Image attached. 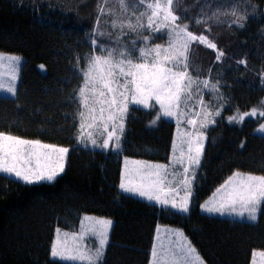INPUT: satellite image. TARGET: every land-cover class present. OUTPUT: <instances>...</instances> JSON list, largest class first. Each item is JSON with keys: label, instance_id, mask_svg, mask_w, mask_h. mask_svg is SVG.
I'll list each match as a JSON object with an SVG mask.
<instances>
[{"label": "trees", "instance_id": "trees-1", "mask_svg": "<svg viewBox=\"0 0 264 264\" xmlns=\"http://www.w3.org/2000/svg\"><path fill=\"white\" fill-rule=\"evenodd\" d=\"M210 2L209 14L217 4L227 7L232 0ZM102 4L104 0H0V51L24 57L18 95L0 96V131L70 149L67 168L54 182L26 184L0 173V264H72L53 260L50 248L57 227L76 230L85 214L115 220L101 264H150L159 224L181 228L207 264H252L254 250H264V212L250 222L209 215L201 205L237 170L264 175V135L256 133L263 119L243 124L227 120L237 110L264 106V0H241L239 12L248 16L243 29L229 27L232 16H221L223 23L208 21L210 32L204 24L185 20L190 31L207 35L225 53L217 62L212 49L191 48L195 70H189L200 79L219 80L225 103L207 130L187 214L163 212L119 188L124 157L159 163L171 157L176 124L162 118L150 125L157 109L131 107L119 154L77 142L81 107L74 97L82 84L77 57L83 67V58L92 52L90 38ZM105 6L115 16H101L99 30L112 38L97 39L111 45L120 30L110 21L131 13L123 14L117 0H107ZM203 6L204 0H177L173 5L177 15L192 17L200 16ZM155 42L166 44L167 37ZM209 99L205 91V102Z\"/></svg>", "mask_w": 264, "mask_h": 264}, {"label": "snow or ice", "instance_id": "snow-or-ice-1", "mask_svg": "<svg viewBox=\"0 0 264 264\" xmlns=\"http://www.w3.org/2000/svg\"><path fill=\"white\" fill-rule=\"evenodd\" d=\"M176 2L117 0L120 11L131 15L110 21L113 29L120 30L111 45L100 42L97 37L112 38L111 33L100 31L99 25L101 16H115V12L106 8L107 0L98 8L99 15L90 38L92 52L83 58V67H79L81 58L77 57L82 84L78 97H74L81 107L77 113L76 139L84 147L110 149L119 154L130 105L143 109H155L158 105L150 125L162 118L176 120L177 135L172 142L171 158L167 164L125 158L119 188L124 193L154 202L163 212L188 213L194 195L193 183L207 140L204 130L216 123L215 118L221 116L225 103L219 92V80L193 75L191 48L195 44L212 49L217 62L225 53L207 35L190 31V24L185 20L193 25L204 24L205 31L210 32L208 21L223 23L221 16H232L234 19L229 27L235 25L243 29L248 16L239 12L241 0H232L227 7L217 4L210 14L206 9L212 6L211 2L204 0L198 17L177 15L173 7ZM130 34H135L136 39H122ZM164 37H167L166 44L154 43ZM137 41L142 46H138ZM20 59L0 54V92L11 97L17 96ZM239 63L246 65L244 60ZM40 68L44 70L43 65ZM205 91L210 94L208 102L204 100ZM213 99L216 104L212 103ZM257 115L264 117V110L253 108L243 114L237 110V114L228 117V122L242 124L245 117ZM257 131L264 133V123H260ZM68 152L67 147L26 140L0 131V173L26 184L53 181L63 172ZM201 208L208 213L256 222L264 212V175L233 172ZM111 225L110 219L85 215L76 230L64 231L57 227L50 248L51 258L72 264H101ZM160 231L158 227L159 243L153 245L150 264H204L182 231L164 229L176 237L167 246L160 241ZM90 237L98 239V246L86 244V238ZM252 256V264H264V251H254Z\"/></svg>", "mask_w": 264, "mask_h": 264}, {"label": "rangeland", "instance_id": "rangeland-1", "mask_svg": "<svg viewBox=\"0 0 264 264\" xmlns=\"http://www.w3.org/2000/svg\"><path fill=\"white\" fill-rule=\"evenodd\" d=\"M154 43H159V42H155L154 41ZM159 44H162V43H159ZM0 54H3V55H15V56H18V57H20L21 59H20V67H19V70H18V79H17V81H16V87H17V95H18V90H19V85H20V79H21V72H22V67H23V64H24V57H23V55H21V54H17V53H9V52H2V51H0ZM41 65H43V64H41ZM40 65V66H41ZM39 66V67H40ZM44 66V70H41V68H40V70L42 71V72H44V73H46V70H47V67L45 66V65H43ZM0 96H7V97H11L9 94H7V93H3V92H0ZM131 107H134V106H131L130 105V107H129V111H130V109H131ZM142 107V106H141ZM158 108H159V106L157 105L156 106V108L155 109H157V111H158ZM256 109H258V110H264V106H256L255 107ZM250 112V111H249ZM240 114H243V113H245V112H239ZM129 114V113H128ZM234 114H237V112L236 113H233V114H231V115H228L227 116V120H228V117H230V116H232V115H234ZM127 117H128V115H127ZM127 117L125 118V129H124V133H125V130H126V121H127ZM218 117H216L215 119H217ZM251 118H258L259 120L260 119H263L260 123H264V117H260L259 115H257L256 117H245V119H244V122L246 121V120H248V119H251ZM165 119V118H164ZM168 120H171V121H173V122H175V124H176V120L174 119V118H167ZM159 122V121H158ZM157 122V123H158ZM243 122V123H244ZM242 123V124H243ZM232 124H237V123H232ZM157 124H155V125H153V126H156ZM214 125V124H213ZM260 125V124H259ZM259 125H258V127H257V129L259 128ZM210 126H212V125H209V127ZM187 127H191V126H187ZM208 127V128H209ZM208 128L207 129H205L204 131H205V134H206V136H207V130H208ZM257 129H256V133L257 134H260V135H264V133H261V132H259V131H257ZM9 134H11V133H9ZM11 135H14V136H17V137H20V138H22V139H26V140H39V139H34V138H25V137H22V136H18V135H15V134H11ZM176 135H177V125H176V129H175V136H174V139L176 138ZM123 137H124V134H123ZM123 137H122V140H123ZM42 143H45V144H52V145H56V146H58V147H67V148H69L68 146H64V145H60V144H56V143H50V142H45V141H42V140H40ZM207 141V140H206ZM206 141H205V144H204V151H203V155H202V158H201V164H202V161H203V156H204V152H205V148H206ZM90 148H93V147H91V146H89ZM94 149H100V150H105V149H101V148H94ZM69 151H70V149H69ZM106 151H111L110 149L109 150H106ZM68 156H69V152L67 153V155H66V158H65V162H64V170H63V172H60L57 176H56V178L53 180V181H41V182H38V183H43V182H54L59 176H61L64 172H65V170H66V168H67V162H68ZM125 158H128L129 160H142V161H148V162H151V163H159V162H153V161H150V160H145V159H137V158H132V157H124L123 158V168H122V173H123V170H124V160H125ZM168 162H165V163H160V164H167ZM201 164H200V166H201ZM200 168V167H199ZM198 170L199 169H197V173H198ZM241 172H243V173H251V172H244V171H241ZM197 173H196V179H197ZM2 174V173H1ZM252 174H254V173H252ZM5 175V174H4ZM255 175H259V174H255ZM231 176V175H230ZM13 178V177H12ZM196 179H195V181H194V183H193V192H194V190H195V182H196ZM34 184H37V183H34ZM127 194H129V193H127ZM130 195H133V194H130ZM133 196H135V197H138V198H140V199H142V200H145V201H148L146 198H143V197H139V196H137V195H133ZM212 196H213V194L206 200V201H209L211 198H212ZM193 197H194V195H193ZM193 197H192V200H193ZM192 200H191V202H190V205H189V208H190V210H191V206H192ZM205 201V202H206ZM149 202V201H148ZM204 202V203H205ZM150 203H153L154 204V202H150ZM203 203V204H204ZM202 204V205H203ZM158 206V205H157ZM190 210H189V212H190ZM204 213H207V214H209V215H217V216H220V217H223V218H234V219H240V220H242L241 218H239V217H237V216H229V215H227V214H225V215H220L219 213H208V212H206V211H204V210H202ZM188 212V213H189ZM184 214H187V213H184ZM85 215H87V216H90V217H94V218H97V219H110L111 221H112V225H111V227H110V229H109V231H108V241H107V244H106V247H105V249H104V256H103V259H104V257H105V255H106V252H107V249H108V246H109V243H110V237H111V233H112V230H113V227H114V224H115V220L114 219H112V218H109V217H104V216H98V215H93V214H85ZM85 215H83V217L85 216ZM82 217V218H83ZM259 217V216H258ZM243 220H246V219H243ZM258 220V219H257ZM246 221H248V220H246ZM158 227L161 229V231H160V241H162L164 244H165V246H167L168 244H169V242L170 241H172V240H175L176 239V237L175 236H171L169 233H166V232H164L163 230L164 229H172V230H179V231H182L183 232V235L185 236V237H187V239H188V241H190L191 242V240H190V238L186 235V233L181 229V228H178V227H174V226H168V225H164V224H159L158 225ZM157 227V228H158ZM60 228V227H59ZM62 230H64V231H72V230H68V229H64V228H61ZM55 235H56V233H55ZM54 240H55V237H54ZM54 240H53V242H54ZM52 242V243H53ZM98 243H99V241H98V239H96L95 237H90V238H86V244L88 245V246H93V245H95V246H98ZM157 243H159L158 241H157V230H156V235H155V240H154V244H157ZM191 244H192V246L196 249V252L198 253V255L201 257V259L203 260V262H204V264H207L206 262H205V260H204V258L201 256V254L198 252V250H197V248L194 246V244L191 242ZM153 249V248H152ZM254 251H256V252H259V251H264V250H260V249H256V250H254ZM151 259H152V257H151ZM252 260H253V258H252ZM103 261V260H102ZM101 261V262H102ZM257 261L259 262V258L257 257ZM63 262V261H62ZM151 262V261H150ZM70 263H72V262H70Z\"/></svg>", "mask_w": 264, "mask_h": 264}, {"label": "crops", "instance_id": "crops-1", "mask_svg": "<svg viewBox=\"0 0 264 264\" xmlns=\"http://www.w3.org/2000/svg\"><path fill=\"white\" fill-rule=\"evenodd\" d=\"M171 158V157H170ZM169 162V161H168Z\"/></svg>", "mask_w": 264, "mask_h": 264}]
</instances>
